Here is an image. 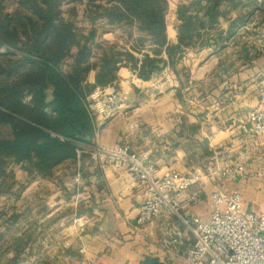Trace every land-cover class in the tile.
Returning a JSON list of instances; mask_svg holds the SVG:
<instances>
[{
    "label": "trees",
    "instance_id": "1",
    "mask_svg": "<svg viewBox=\"0 0 264 264\" xmlns=\"http://www.w3.org/2000/svg\"><path fill=\"white\" fill-rule=\"evenodd\" d=\"M254 1L180 0L175 8L176 42L170 43L167 0H14L10 9L0 0V129L6 132L0 137V193L17 184L8 169L11 163L31 179L50 180L64 163L77 171L75 142L93 135L86 101L93 88L113 84L121 67L148 80L160 70V62L173 68L187 51L212 48L213 54L219 53L251 22L257 10ZM82 3L86 28L77 24V5ZM63 4L69 5L66 15ZM100 25L119 30L123 43L99 40ZM244 46V59L255 57ZM91 70L93 83L87 81ZM21 216L10 215L13 223ZM32 236L29 226L15 239V255L4 264H18L19 255L32 247ZM63 256L79 258L70 247ZM37 264L70 263L45 257Z\"/></svg>",
    "mask_w": 264,
    "mask_h": 264
},
{
    "label": "crops",
    "instance_id": "2",
    "mask_svg": "<svg viewBox=\"0 0 264 264\" xmlns=\"http://www.w3.org/2000/svg\"><path fill=\"white\" fill-rule=\"evenodd\" d=\"M174 24L166 28L170 43L176 42ZM226 26L223 22L222 28ZM168 29L174 31L173 37ZM236 37L216 54L212 48L187 51L173 68L166 63L148 80L140 79L141 86L129 81L134 77L130 68L121 67L114 83L127 93L125 106L105 122H93L92 137L83 136L82 142L107 146L127 142L159 168L186 174L213 160L225 166L237 150L246 147L249 160L245 173L217 186L224 192L240 190L245 210H264V140L250 131L246 120L264 86V56L243 60L237 47L229 48ZM137 56L141 58V54ZM162 58L167 60L165 54ZM87 81L94 82L93 70ZM79 161L78 182L84 187H76L74 193L85 195L81 202L90 199L91 215L67 242L79 255L78 259L72 257L75 264H144L146 259V264H184L193 238L175 216L161 214L137 225L142 186L127 174L99 170L89 157ZM18 177L31 178L21 168ZM195 188L193 184L189 192ZM213 189L212 183L205 182L202 201L190 210L206 218L210 212L206 196ZM80 247H84L83 253L78 252Z\"/></svg>",
    "mask_w": 264,
    "mask_h": 264
},
{
    "label": "built area",
    "instance_id": "3",
    "mask_svg": "<svg viewBox=\"0 0 264 264\" xmlns=\"http://www.w3.org/2000/svg\"><path fill=\"white\" fill-rule=\"evenodd\" d=\"M133 75L129 81L136 85L140 78L134 72ZM86 101L93 122L101 124L125 106L127 93L118 89L116 83L97 86ZM246 120L250 131L264 140V86ZM75 144L78 168L81 153L86 152L99 170L127 174L142 186L144 197L136 215L137 225H144L161 214L173 215L181 222L193 238L184 254V264H264V210H245L240 190L224 192L217 186L233 182L245 173L249 160L246 147L237 150L225 166L213 160L204 168L186 174L159 168L150 157L136 152L127 142L112 146L82 141ZM78 178L77 174L76 181ZM205 182L212 183L214 189L206 196L209 215L202 218L190 208L202 201ZM193 184L196 188L189 192ZM67 246V243L63 245ZM78 252L83 253L84 247Z\"/></svg>",
    "mask_w": 264,
    "mask_h": 264
},
{
    "label": "rangeland",
    "instance_id": "4",
    "mask_svg": "<svg viewBox=\"0 0 264 264\" xmlns=\"http://www.w3.org/2000/svg\"><path fill=\"white\" fill-rule=\"evenodd\" d=\"M13 1L5 0L8 9L11 8ZM179 1L167 0V27L172 28L175 23L174 10ZM83 3L77 5V24L86 28L89 26L88 22L81 21ZM252 6L257 8L255 15L246 27L243 26L239 29L234 44L229 47L232 49L237 47L236 50L239 51L241 57L244 45L250 48L251 56L256 53L253 58L264 56V4H261V0H255ZM68 7L69 5L63 4L62 11L65 13ZM97 28L99 40L123 43L119 37L121 35L119 30L102 25ZM236 54L238 55V52ZM242 59L245 60L244 57ZM178 69L181 68L178 67ZM135 84L134 86L142 85L139 82ZM2 136H6V132L0 129V137ZM85 153H81V156L84 154L90 158V154ZM8 169L17 184L13 185L11 191L0 193V264H4L7 259L15 255V239L23 233L26 234L29 231V226L33 229L32 247H27L19 255L18 264H37L40 259L45 257L54 261L62 260L75 264L73 258L69 260L68 257L63 256V245L71 242L77 229L84 226L78 224H86L91 215L88 207L90 199L87 202H81V196L85 197V195L75 196L74 193L76 187L78 190L84 187L81 182L75 179L79 168L76 171L68 164H63L55 169V178L50 180L18 177L20 168L13 163L9 165ZM13 212L23 213L17 223H13L11 220L10 215L12 216ZM26 255L27 259H25Z\"/></svg>",
    "mask_w": 264,
    "mask_h": 264
},
{
    "label": "water",
    "instance_id": "5",
    "mask_svg": "<svg viewBox=\"0 0 264 264\" xmlns=\"http://www.w3.org/2000/svg\"><path fill=\"white\" fill-rule=\"evenodd\" d=\"M158 66L160 67V68H163L164 67V62H160L159 64H158ZM51 99V96H49L48 98H47V102L49 101Z\"/></svg>",
    "mask_w": 264,
    "mask_h": 264
},
{
    "label": "bare ground",
    "instance_id": "6",
    "mask_svg": "<svg viewBox=\"0 0 264 264\" xmlns=\"http://www.w3.org/2000/svg\"><path fill=\"white\" fill-rule=\"evenodd\" d=\"M171 28V27H170ZM169 30V36L173 37L174 36V31L172 29H168Z\"/></svg>",
    "mask_w": 264,
    "mask_h": 264
}]
</instances>
